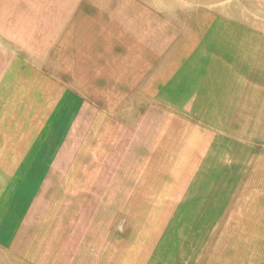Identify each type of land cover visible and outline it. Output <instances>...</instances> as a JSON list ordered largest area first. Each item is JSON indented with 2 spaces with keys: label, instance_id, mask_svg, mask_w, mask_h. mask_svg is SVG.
<instances>
[{
  "label": "rangeland",
  "instance_id": "obj_1",
  "mask_svg": "<svg viewBox=\"0 0 264 264\" xmlns=\"http://www.w3.org/2000/svg\"><path fill=\"white\" fill-rule=\"evenodd\" d=\"M66 88L105 118L56 168L76 171L80 212L121 200L119 264H264V0H0V168ZM143 101L163 108L139 132Z\"/></svg>",
  "mask_w": 264,
  "mask_h": 264
},
{
  "label": "crops",
  "instance_id": "obj_2",
  "mask_svg": "<svg viewBox=\"0 0 264 264\" xmlns=\"http://www.w3.org/2000/svg\"><path fill=\"white\" fill-rule=\"evenodd\" d=\"M86 96L66 88L56 100L54 107V104H41L43 108H50V112L53 113L46 129V136L39 142L40 145L28 149L26 153L20 151L10 159L11 161L2 164L0 168L3 179L0 192L2 257L14 258L18 264H100L99 257L106 255V264H114L115 260L119 264L120 251L115 245L120 241L118 213L121 200L116 202L118 204L114 202L108 207L101 200L103 197L101 194L94 195L91 201H87L85 206L81 207L80 212L77 210L80 209L78 199L72 195L76 171L56 168L58 157L65 146L70 144V140L73 145L75 144L74 139L70 138L73 131L81 126L85 129L97 127L105 118L102 109L104 107ZM132 108H148L138 124L137 131L141 132L151 125L153 116L161 112L153 108L163 107L152 101H143ZM148 116L149 122L141 127L143 119ZM92 137L89 134L88 139L93 140ZM66 155H68L66 160H69V153ZM115 161L117 162V159H114L113 167ZM15 163L16 165H12ZM59 177L65 178L60 184ZM137 185V177L132 176L129 183L115 187L112 192L118 195L121 192H137ZM92 188L91 192L95 194L104 191L103 184H97ZM50 192L53 194L49 201L41 199L42 193ZM111 213L114 217H111ZM111 241L112 246L105 250V242ZM91 244L98 248H91ZM99 249L103 252L101 255Z\"/></svg>",
  "mask_w": 264,
  "mask_h": 264
}]
</instances>
